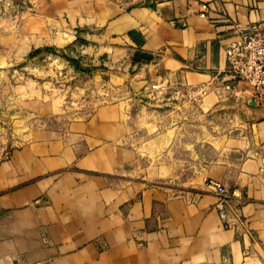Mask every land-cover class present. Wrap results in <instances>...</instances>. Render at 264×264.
<instances>
[{
    "label": "crops",
    "instance_id": "obj_1",
    "mask_svg": "<svg viewBox=\"0 0 264 264\" xmlns=\"http://www.w3.org/2000/svg\"><path fill=\"white\" fill-rule=\"evenodd\" d=\"M262 21L264 0H0V71L82 39L109 96L85 119L0 145V264H264V128L226 139L179 192L131 174L142 152L162 163L171 145L152 87L215 81L233 25ZM219 103L211 93L201 107ZM163 164L159 177H173ZM206 179L239 189L232 227Z\"/></svg>",
    "mask_w": 264,
    "mask_h": 264
},
{
    "label": "rangeland",
    "instance_id": "obj_2",
    "mask_svg": "<svg viewBox=\"0 0 264 264\" xmlns=\"http://www.w3.org/2000/svg\"><path fill=\"white\" fill-rule=\"evenodd\" d=\"M82 45L86 42L79 39L66 49L73 61L61 57L63 50L46 48L19 66L0 71V145L17 148L31 139L33 130L64 128L77 118H87L96 104L109 101L102 93L106 87L92 81L93 58L81 53ZM171 90L163 85L145 97L149 109L155 110L151 119L173 132L165 159L159 163L152 153L142 152L131 174L143 183L179 192L201 165L221 159L226 139L263 129L264 107H254L249 98L224 99L206 110L182 98L174 100ZM163 163L173 170V177H159Z\"/></svg>",
    "mask_w": 264,
    "mask_h": 264
},
{
    "label": "built area",
    "instance_id": "obj_3",
    "mask_svg": "<svg viewBox=\"0 0 264 264\" xmlns=\"http://www.w3.org/2000/svg\"><path fill=\"white\" fill-rule=\"evenodd\" d=\"M203 17H207L208 6L203 5ZM233 29L237 39L225 48V70L219 75L218 85L207 82L200 85H189L179 80L163 83L170 91L171 98L192 105H200L211 93L216 94L221 100L231 99L240 102L251 99L256 105L264 106V21L246 26L235 23ZM162 86H153L150 94ZM170 100V98H168ZM206 186L217 197L214 205L225 227H232L228 223L231 217L239 214L240 203L236 199L241 195L239 189L231 190L223 183L206 179Z\"/></svg>",
    "mask_w": 264,
    "mask_h": 264
},
{
    "label": "trees",
    "instance_id": "obj_4",
    "mask_svg": "<svg viewBox=\"0 0 264 264\" xmlns=\"http://www.w3.org/2000/svg\"><path fill=\"white\" fill-rule=\"evenodd\" d=\"M79 40V39H78ZM77 40V41H78ZM69 48V47H68ZM67 49V48H66ZM65 49V50H66ZM65 50H63L64 51V54H61V57H63V58H65L66 60H68V61H73L72 60V58L70 57V56H68V54L65 52ZM66 53V54H65Z\"/></svg>",
    "mask_w": 264,
    "mask_h": 264
}]
</instances>
